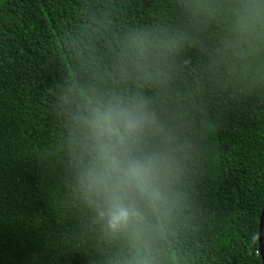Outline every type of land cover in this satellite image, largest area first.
<instances>
[{"label": "clouds", "instance_id": "1", "mask_svg": "<svg viewBox=\"0 0 264 264\" xmlns=\"http://www.w3.org/2000/svg\"><path fill=\"white\" fill-rule=\"evenodd\" d=\"M170 2L179 22L124 29L104 69L83 40L64 41L55 143L33 150L34 167L56 173L54 264H177L169 245L194 218L192 178L215 133L206 94H264V0ZM262 237L264 225L260 249Z\"/></svg>", "mask_w": 264, "mask_h": 264}, {"label": "trees", "instance_id": "2", "mask_svg": "<svg viewBox=\"0 0 264 264\" xmlns=\"http://www.w3.org/2000/svg\"><path fill=\"white\" fill-rule=\"evenodd\" d=\"M162 21L179 22L170 0H0L4 264H30L34 253L40 254V264H54L50 244L56 225L47 192L56 173L37 170L33 150L51 149L55 143L49 92L73 64L64 41L83 40L104 69L114 38L124 29ZM204 106L215 133L205 141L207 162L192 178L194 218L169 247L177 264H262L253 237L259 236L264 205V94L209 92Z\"/></svg>", "mask_w": 264, "mask_h": 264}, {"label": "water", "instance_id": "3", "mask_svg": "<svg viewBox=\"0 0 264 264\" xmlns=\"http://www.w3.org/2000/svg\"><path fill=\"white\" fill-rule=\"evenodd\" d=\"M263 218H264V205H263L262 213H261V216H260V222H259V235H260V233H261V228H262ZM259 254H260L261 259H262V264H264L263 251H262V247H261V249H260V246H259Z\"/></svg>", "mask_w": 264, "mask_h": 264}]
</instances>
